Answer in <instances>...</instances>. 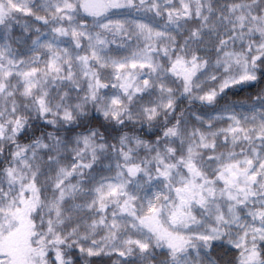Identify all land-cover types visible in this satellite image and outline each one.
Returning a JSON list of instances; mask_svg holds the SVG:
<instances>
[{"label":"snow or ice","instance_id":"obj_1","mask_svg":"<svg viewBox=\"0 0 264 264\" xmlns=\"http://www.w3.org/2000/svg\"><path fill=\"white\" fill-rule=\"evenodd\" d=\"M0 33V264H264V0H0Z\"/></svg>","mask_w":264,"mask_h":264},{"label":"rangeland","instance_id":"obj_2","mask_svg":"<svg viewBox=\"0 0 264 264\" xmlns=\"http://www.w3.org/2000/svg\"><path fill=\"white\" fill-rule=\"evenodd\" d=\"M14 35L15 36H20L21 35V28L17 25V26H14ZM16 33V34H15ZM20 34V35H19ZM3 33H0V37H2ZM15 47V46H14Z\"/></svg>","mask_w":264,"mask_h":264},{"label":"trees","instance_id":"obj_3","mask_svg":"<svg viewBox=\"0 0 264 264\" xmlns=\"http://www.w3.org/2000/svg\"><path fill=\"white\" fill-rule=\"evenodd\" d=\"M16 34V33H15ZM20 35V34H19ZM246 95V92H241L240 93V97H238V98H243L244 96Z\"/></svg>","mask_w":264,"mask_h":264}]
</instances>
